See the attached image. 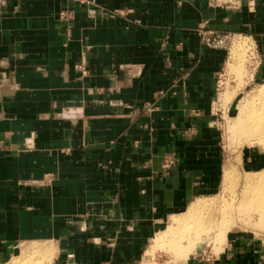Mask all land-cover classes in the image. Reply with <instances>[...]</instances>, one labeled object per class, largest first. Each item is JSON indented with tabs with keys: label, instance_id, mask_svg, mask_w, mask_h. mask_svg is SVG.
<instances>
[{
	"label": "crops",
	"instance_id": "1",
	"mask_svg": "<svg viewBox=\"0 0 264 264\" xmlns=\"http://www.w3.org/2000/svg\"><path fill=\"white\" fill-rule=\"evenodd\" d=\"M236 1L0 0V264L28 249L48 264H149L165 220L220 167L210 118L228 54L202 35L246 34L264 77V0ZM257 248L231 239L160 264H260Z\"/></svg>",
	"mask_w": 264,
	"mask_h": 264
},
{
	"label": "rangeland",
	"instance_id": "2",
	"mask_svg": "<svg viewBox=\"0 0 264 264\" xmlns=\"http://www.w3.org/2000/svg\"><path fill=\"white\" fill-rule=\"evenodd\" d=\"M220 36L223 40L211 38L210 44L202 41L206 46L224 49L228 54L227 64L219 74L218 90L212 103L213 115L210 118L220 161L216 180L214 184L208 185V189L201 193L186 209L165 220V227L163 226L164 228L157 236L166 229L175 216H182L184 221L186 219L189 221L191 208L194 204L198 205L200 202L210 205V208L204 214H212L213 222L208 224L210 227L208 229L201 222L195 224L184 222V227L190 225L197 230V233L191 232L187 239H180V243L181 245H186L188 241L196 242L197 248L194 250V253L187 254L184 252L176 254L174 250L171 251L163 244L164 246L157 247L153 251L148 250L150 253L147 252L149 264H160V262L165 260L185 262L200 258L204 259L215 255L217 250L221 249L222 245L228 243L231 239L240 240V238L248 239L251 242L254 241L258 247L256 251L258 258L256 260L258 263L264 264V226L258 225L257 221L259 217L257 213H250L249 223L246 222L247 220H240L241 218L236 216L233 222L228 221L222 224L224 221L233 219L231 218V213L227 212V208L231 205L233 189H235V192H239L245 184L242 183V177L252 175L254 179L251 183L252 185L264 181V139L252 143L251 139L239 136L233 125L245 102H248V99L249 101L256 100L255 96L258 95L261 88H264V77L257 76L261 54L256 49L253 40L246 37V34L231 35L227 38L222 35ZM239 48L242 51L238 55L237 51ZM228 164L229 166H227ZM258 172H263V174H255ZM229 174L233 175L230 180L228 179L230 177ZM227 179L228 181L226 182ZM218 233L224 234L222 240L219 239ZM249 248L254 249L252 245ZM32 251L31 249L27 250L29 252L27 253V260H23L22 258L18 260L16 258V260L13 259L10 263L45 264L48 262L43 260L40 263L36 257L38 256V251Z\"/></svg>",
	"mask_w": 264,
	"mask_h": 264
},
{
	"label": "bare ground",
	"instance_id": "3",
	"mask_svg": "<svg viewBox=\"0 0 264 264\" xmlns=\"http://www.w3.org/2000/svg\"><path fill=\"white\" fill-rule=\"evenodd\" d=\"M241 51L242 50L239 48V50L237 51L238 55L241 54ZM255 97L257 98L256 100L249 101L248 99V102H245L244 106H242L243 109L240 111L238 117L235 120V123L233 124L237 134L241 137L251 139L252 143L259 142L260 140L264 139V88H261L258 92V95ZM259 145L261 144L259 143ZM227 166H229V164ZM255 174L262 175L263 172H258ZM232 177L233 175H230L228 179L230 180L232 179ZM228 179L226 180V182L228 181ZM242 180V183H245L244 186L241 190H239V192H235V189H233L234 192H232L231 195V205L227 208V212L231 213V218L233 219L224 221L222 224L227 223L228 221L233 222L236 216L241 218L240 220H247L246 222H248L250 221V213H257L259 217V220L257 221L258 225L264 226V181L259 184L252 185L251 183L252 181H254L252 175H246V177H242ZM209 208L210 205L200 202L198 205L194 204V206L191 208L189 221L187 219L184 221L182 216L179 215L177 217L175 216V218L173 217L174 219L171 220L172 222L157 238L153 240V243L151 244L149 249L153 251L157 247L164 246L163 244H165V246H167L166 248L170 249L171 251L174 250L176 254L184 252H186L187 254H193L194 250L197 248V246L195 245L196 242L188 241L186 245H181L180 239H187L191 232L197 233V230L190 225L184 227V222H187L189 224L190 222L192 224L201 222L204 223V227L206 229L210 228L208 224L213 222V215L204 214V212H206ZM218 236L220 240L224 238L223 233L222 235L218 233ZM16 258L14 259L16 260ZM19 259L20 258H18V260ZM26 259L27 258H25V260ZM45 261H48V258H46ZM48 262L46 263L48 264Z\"/></svg>",
	"mask_w": 264,
	"mask_h": 264
},
{
	"label": "built area",
	"instance_id": "4",
	"mask_svg": "<svg viewBox=\"0 0 264 264\" xmlns=\"http://www.w3.org/2000/svg\"><path fill=\"white\" fill-rule=\"evenodd\" d=\"M209 4L214 6H221V7H227V8H232V6L237 4L236 0H209ZM59 17L62 21L66 22L67 25V29L69 30L72 27V21L74 20V13L71 10H62L59 14ZM225 37V36H224ZM211 38H220V40H223V38L220 36V34L214 32V31H210V32H206L204 33V35H202V41H206L205 43H209L211 42ZM227 38V37H225ZM83 73H86V67L84 63H81L77 66ZM174 165V159L172 157H168L165 159L164 162V166L166 168H170Z\"/></svg>",
	"mask_w": 264,
	"mask_h": 264
}]
</instances>
